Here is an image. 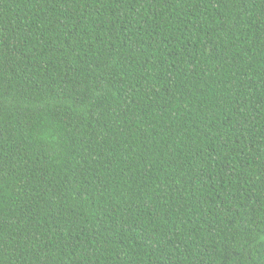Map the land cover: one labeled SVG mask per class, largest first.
<instances>
[{
    "label": "trees",
    "instance_id": "trees-1",
    "mask_svg": "<svg viewBox=\"0 0 264 264\" xmlns=\"http://www.w3.org/2000/svg\"><path fill=\"white\" fill-rule=\"evenodd\" d=\"M0 264H264V0H0Z\"/></svg>",
    "mask_w": 264,
    "mask_h": 264
}]
</instances>
